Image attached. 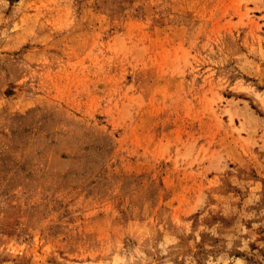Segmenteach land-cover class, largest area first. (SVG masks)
Returning <instances> with one entry per match:
<instances>
[{
  "label": "rangeland",
  "instance_id": "rangeland-1",
  "mask_svg": "<svg viewBox=\"0 0 264 264\" xmlns=\"http://www.w3.org/2000/svg\"><path fill=\"white\" fill-rule=\"evenodd\" d=\"M0 264H264V0H0Z\"/></svg>",
  "mask_w": 264,
  "mask_h": 264
}]
</instances>
